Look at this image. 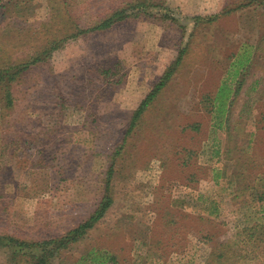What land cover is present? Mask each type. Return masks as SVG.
Listing matches in <instances>:
<instances>
[{
  "label": "rangeland",
  "instance_id": "1",
  "mask_svg": "<svg viewBox=\"0 0 264 264\" xmlns=\"http://www.w3.org/2000/svg\"><path fill=\"white\" fill-rule=\"evenodd\" d=\"M3 5L0 67L41 60L0 84V236L60 238L93 212L112 166L111 206L50 264H74L91 249L118 264H264L263 201L253 197L264 183L219 177L264 170V0ZM118 9L128 16L109 29L77 32ZM222 85L219 128L210 110ZM230 185L246 189L232 200ZM23 263L0 248V264Z\"/></svg>",
  "mask_w": 264,
  "mask_h": 264
},
{
  "label": "trees",
  "instance_id": "2",
  "mask_svg": "<svg viewBox=\"0 0 264 264\" xmlns=\"http://www.w3.org/2000/svg\"><path fill=\"white\" fill-rule=\"evenodd\" d=\"M17 4L18 1H15ZM7 6V7H6ZM10 5H3L4 10L0 11V16H3L6 14L7 11H5V8H8ZM143 6L142 3L136 4L135 7ZM128 16V13L126 9H118L112 12L110 15H108L105 19L99 21L96 25L92 26L91 28L81 30L77 29V32H89V31H96V30H105L109 29L114 24L121 22L125 20ZM75 36V35H72ZM55 49L56 45H54L51 49ZM41 60L40 56H37L35 58H32L30 61L23 62L17 65H5L0 67V84L5 89L7 86H9V83L15 79V77L21 73H23L25 70H27L32 64L36 63L37 61ZM246 61V60H245ZM234 62H236L238 65H243V51L239 50L238 53L234 56ZM165 77V76H164ZM164 81L161 80L159 83H156L155 86L148 92V94L143 98V100L139 103L138 107L135 109V111L132 113L131 116V124L137 120V118L140 116V114L147 108L149 103L153 100L158 90L162 87ZM225 91L228 92V89L225 85H222L219 87V90L214 98L215 103L212 104V108L210 110L211 113V119H214V124L218 125L219 128H221L223 125L222 121L219 123V118L217 117L219 113L223 112L225 108H223L225 103H221L218 101L219 97L225 93ZM4 102L5 105L10 106L11 105V98L6 91L4 93ZM231 100H229V104ZM216 104V105H215ZM216 106V109L214 107ZM217 110L219 112L216 113L214 110ZM229 111V110H228ZM264 113V112H263ZM227 126L228 121L226 120ZM258 123L260 124V129L264 130V115L261 114ZM226 131V128L225 130ZM113 174V167L109 166L106 177H105V185H104V192L101 196L98 204L94 208L93 212L89 215V217L84 220L81 224L76 226L75 228L69 230L67 233H65L60 238L56 239H45V240H39V241H26V240H20L18 238L12 237L10 235H1L0 236V248L8 247L12 250L13 260L14 261H20L22 260L23 264H50V260L58 255V253L62 249H66L69 246H71L73 243L78 241L80 238H82L86 232V230L93 227V225L102 218V216L105 214L107 209L112 204V197L110 195V180L112 178ZM235 176L234 181L238 182L237 184H241V182H246V178H250V181L254 182H263L264 183V170L258 173H254L251 175H246L245 178H243V175L241 173H233L231 172L228 178V173L224 170L219 173V177L224 178V180H227V184L230 182L231 185L233 184V180L230 178ZM246 179V181H245ZM228 186V188L234 189L232 191V200H235L242 196L243 191H245L246 186L240 185L236 188H233ZM253 197L255 201H263V204L260 205V211L264 212V187L260 186L259 188H253ZM264 215V213H263ZM260 223H255L251 226H245L243 229L236 232V238L237 242L242 241L243 239L250 238L253 236L252 233H246V231H255L259 228ZM247 236H244L245 234ZM203 236H206L204 233H202ZM205 241L210 240L209 237H203ZM18 252V254H15ZM18 257V258H17ZM74 264H118L117 255L111 251H106L102 249H91L86 254H84L82 257H80Z\"/></svg>",
  "mask_w": 264,
  "mask_h": 264
}]
</instances>
